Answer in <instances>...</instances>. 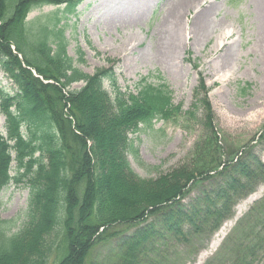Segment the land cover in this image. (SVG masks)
I'll list each match as a JSON object with an SVG mask.
<instances>
[{"label":"trees","instance_id":"1","mask_svg":"<svg viewBox=\"0 0 264 264\" xmlns=\"http://www.w3.org/2000/svg\"><path fill=\"white\" fill-rule=\"evenodd\" d=\"M84 1L0 0V66L16 87L12 95L0 90V194L12 182L25 181L30 190L22 228L15 232L14 223L0 220V264H86L98 244L119 236L111 233L117 226L138 230L118 243L112 264H158L149 252L169 233L177 245L187 243L193 229L210 227L213 235L264 182L260 160L252 163L253 154L238 157L221 144L203 78L188 114L202 113L206 135L190 160L156 180L134 172L130 135L184 111L160 75L151 77L158 85L142 79L133 94L119 89L112 69L88 75L74 67L65 33ZM46 7L59 10L28 20ZM79 83L85 86L70 90ZM216 178L222 179L217 188L183 204L194 184ZM253 227L247 242L234 248L232 264L257 260L264 244Z\"/></svg>","mask_w":264,"mask_h":264},{"label":"rangeland","instance_id":"2","mask_svg":"<svg viewBox=\"0 0 264 264\" xmlns=\"http://www.w3.org/2000/svg\"><path fill=\"white\" fill-rule=\"evenodd\" d=\"M178 0H86L79 5L76 16L70 17L65 37L68 54L74 67L92 75L97 70L113 68L117 86L122 92L136 94L137 85L149 77L158 85L160 75L173 92L174 104L184 113L176 120L158 122L153 129L140 127L130 135L132 141L128 160L142 179L156 180L190 160L196 146L206 135L202 113L188 114L196 101V93L203 78L208 89L214 126L224 149L238 153V157L253 154L251 159L264 163V0H203L181 14L182 37L178 48L171 51L170 28L167 20ZM58 8H44L32 13L28 20L55 13ZM64 7L60 9L63 11ZM208 11L209 31L201 38L199 16ZM172 53V55H171ZM110 62V63H109ZM113 63V64H112ZM83 83L71 90H80ZM104 89L112 93L109 83ZM0 90L13 94L16 87L0 66ZM203 96V93H202ZM0 131L5 132V118H0ZM227 157L223 158L226 162ZM16 164H12L14 176ZM221 178L192 186L191 194L183 202L189 205L204 191L217 188ZM264 188L259 184L251 196L237 202L233 218L213 235L209 228L191 231L187 243L177 245V238L169 233L162 247L149 255L158 264H232L234 248L247 242L249 227L257 230L264 244V193L232 224L220 246L206 260L200 256L208 251L222 228L234 222L237 207ZM241 195L246 190H238ZM30 190L27 184L12 183L0 194V220L22 228L28 211ZM258 212L251 214V209ZM257 223V219H259ZM148 224L158 222L149 219ZM257 225V226H255ZM192 229V227H189ZM137 230L117 226L111 233L115 239L98 244L86 264H112L118 243ZM254 237H252L253 239ZM58 240L56 241V243ZM258 242V241H256ZM60 244V243H59ZM253 264H264V245ZM219 259V260H215Z\"/></svg>","mask_w":264,"mask_h":264},{"label":"bare ground","instance_id":"3","mask_svg":"<svg viewBox=\"0 0 264 264\" xmlns=\"http://www.w3.org/2000/svg\"><path fill=\"white\" fill-rule=\"evenodd\" d=\"M202 1L203 0H178L177 4L173 6L174 10H172V13L167 20V25L170 28V33H169L170 38L167 37V39L168 42H170L169 44L171 46L170 49L172 52L178 48L181 42V37H182V25L180 22L181 14L186 10L187 11L190 10L195 5H199ZM208 11L209 10L204 11L199 16L198 25L202 39L206 37L209 31ZM263 193H264V188L260 189L255 195L250 197L246 202H244L243 205L237 207V216L234 222L228 223L222 228V230L213 239L208 251L204 252L200 256L199 262H203L214 251H216V249L220 246V244L226 237L228 230L232 227V224L236 223V221L242 216V214L246 210H248L249 206L252 205L255 201H257Z\"/></svg>","mask_w":264,"mask_h":264}]
</instances>
